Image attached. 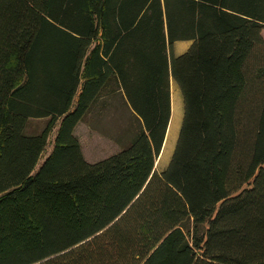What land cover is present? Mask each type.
Returning a JSON list of instances; mask_svg holds the SVG:
<instances>
[{
  "label": "trees",
  "instance_id": "1",
  "mask_svg": "<svg viewBox=\"0 0 264 264\" xmlns=\"http://www.w3.org/2000/svg\"><path fill=\"white\" fill-rule=\"evenodd\" d=\"M262 30L264 0H0V264H264ZM118 86L142 125L90 164L75 127Z\"/></svg>",
  "mask_w": 264,
  "mask_h": 264
},
{
  "label": "rangeland",
  "instance_id": "2",
  "mask_svg": "<svg viewBox=\"0 0 264 264\" xmlns=\"http://www.w3.org/2000/svg\"><path fill=\"white\" fill-rule=\"evenodd\" d=\"M261 35L264 40V30H262ZM172 53L175 56L174 46ZM117 100L115 97L104 98L74 130V135L80 143L84 159L90 164L105 160L119 152L131 141L134 131L136 132L138 129L136 127L138 126L137 120L132 112H129L127 108H123L120 103H117L119 101ZM171 106L172 131L166 147H163L164 151L161 150L155 163V170L159 174L164 172L170 163L183 122L184 102L178 86L177 88L174 87ZM48 121L47 118L31 119L28 122L26 133L28 135L41 133ZM57 129L55 127L50 133L46 148L35 172L51 153Z\"/></svg>",
  "mask_w": 264,
  "mask_h": 264
},
{
  "label": "crops",
  "instance_id": "3",
  "mask_svg": "<svg viewBox=\"0 0 264 264\" xmlns=\"http://www.w3.org/2000/svg\"><path fill=\"white\" fill-rule=\"evenodd\" d=\"M191 42H176L175 44H174V51H175V56H180V55H182V54H184V53H186L187 52V50L190 48V46H191ZM174 87L175 88H177V84L173 81V79L170 77L169 78V98H170V117H171V111H172V93H173V91H174ZM106 97H115L116 99H118L117 101V103H120L121 104V106L123 107V108H127L128 110H129V112H132V114H134V112H133V110H132V108H131V106H130V103H129V101L127 100V97H126V94H125V92H124V90L123 89H121L119 86H118V88H117V90L115 91V92H113V91H110V89H107L106 90V93H105V98ZM91 113V112H90ZM89 115V114H88ZM134 116V115H133ZM84 121V120H83ZM83 121H81V122H83ZM137 123H138V126H136L137 128H139L141 125H142V123H141V121H137ZM170 123H171V118H170V120H169V125H168V127L170 126ZM77 128V126L75 127V129ZM168 129V128H167ZM134 134H135V131H134ZM166 134H167V132H166ZM134 136V135H133ZM133 138V137H132ZM165 138H166V136H165ZM165 142V141H164ZM129 144V143H128ZM127 144V145H128ZM126 145V146H127ZM164 145V144H163ZM125 147V146H124ZM163 149V148H162Z\"/></svg>",
  "mask_w": 264,
  "mask_h": 264
},
{
  "label": "bare ground",
  "instance_id": "4",
  "mask_svg": "<svg viewBox=\"0 0 264 264\" xmlns=\"http://www.w3.org/2000/svg\"><path fill=\"white\" fill-rule=\"evenodd\" d=\"M172 125H173V123L171 122V123H170V126H169L168 129H167V134H166V138H165V142H164L163 147H166V145H167V142H168V139H169L170 133H171V131H172ZM163 151H164V148H163Z\"/></svg>",
  "mask_w": 264,
  "mask_h": 264
}]
</instances>
